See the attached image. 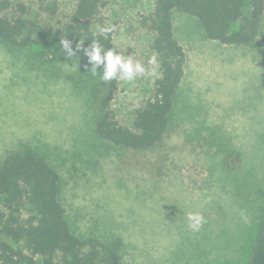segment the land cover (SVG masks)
Masks as SVG:
<instances>
[{
  "label": "rangeland",
  "instance_id": "obj_1",
  "mask_svg": "<svg viewBox=\"0 0 264 264\" xmlns=\"http://www.w3.org/2000/svg\"><path fill=\"white\" fill-rule=\"evenodd\" d=\"M152 4L109 0L103 12L121 54L145 67L153 52L142 21ZM72 7L59 1L50 21ZM172 25L185 72L170 132L144 152L95 135L88 79L75 58L0 42V160L11 151L42 156L58 173L71 231L120 238L122 264H247L264 216V23L251 46L210 40L178 10ZM157 76L119 81L112 107L120 122L130 124ZM230 154L238 166L224 163ZM188 213L205 217L199 232L188 228Z\"/></svg>",
  "mask_w": 264,
  "mask_h": 264
},
{
  "label": "trees",
  "instance_id": "obj_2",
  "mask_svg": "<svg viewBox=\"0 0 264 264\" xmlns=\"http://www.w3.org/2000/svg\"><path fill=\"white\" fill-rule=\"evenodd\" d=\"M28 1L38 10L25 0H0V42L68 58L60 41L69 40L75 52L72 58L83 68L84 74H79L88 79L95 135L132 152L157 148L172 128L186 60L173 31L174 10L193 17L208 39L225 45H253L264 23V0H153L142 23L151 33L150 49L160 62L159 75L152 94L140 101L130 124H124L112 107L119 81L103 82V66L93 76L83 51L96 39L105 50L121 53L113 31L93 36L98 25L110 26L103 14L109 0H70L71 11L57 23L49 17L56 14L62 0ZM79 43L81 48L76 50ZM238 157L234 160L227 155L224 163L238 166ZM121 247L120 238L111 242L98 237L82 239L71 231L59 197L58 173L42 156L11 151L0 160V264H122ZM247 264H264V216Z\"/></svg>",
  "mask_w": 264,
  "mask_h": 264
},
{
  "label": "clouds",
  "instance_id": "obj_3",
  "mask_svg": "<svg viewBox=\"0 0 264 264\" xmlns=\"http://www.w3.org/2000/svg\"><path fill=\"white\" fill-rule=\"evenodd\" d=\"M113 30L114 26L110 25L104 27L98 25L93 36L107 35ZM81 43L76 45V50L81 48ZM60 44L68 58L75 55L69 40L63 39L60 41ZM83 51L84 55L88 58V62L91 64L90 72L93 76L97 75V73H101L98 72L97 69L103 66L100 79L105 83L113 80L130 83L137 77H154L159 75L158 69L160 67V62L155 54L150 55L147 59V64L150 67H145V65L136 60L132 54L124 55L116 52L115 49L112 48L105 50L104 46L96 39L92 40L89 48H85ZM243 218L245 222H247V217L244 216ZM186 219L188 221V228L192 232H199L206 223L205 217L200 213H188Z\"/></svg>",
  "mask_w": 264,
  "mask_h": 264
}]
</instances>
